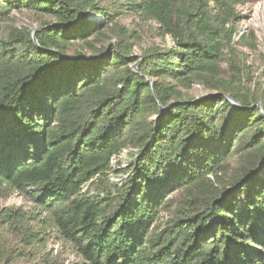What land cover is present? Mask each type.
<instances>
[{
	"label": "trees",
	"instance_id": "trees-1",
	"mask_svg": "<svg viewBox=\"0 0 264 264\" xmlns=\"http://www.w3.org/2000/svg\"><path fill=\"white\" fill-rule=\"evenodd\" d=\"M107 1L0 0V188L33 203L86 264H264V102L238 88L235 63L228 79L220 66L239 0H128L173 41L137 73L115 27L124 5ZM23 9L40 20L37 43L10 17ZM195 84L211 96L184 98ZM128 148L138 157L122 189L82 193ZM175 202L183 212L160 231Z\"/></svg>",
	"mask_w": 264,
	"mask_h": 264
},
{
	"label": "rangeland",
	"instance_id": "rangeland-1",
	"mask_svg": "<svg viewBox=\"0 0 264 264\" xmlns=\"http://www.w3.org/2000/svg\"><path fill=\"white\" fill-rule=\"evenodd\" d=\"M124 5L123 14L117 19V26L123 27L129 33V44H132L131 56L133 63L130 67L137 73L143 64L144 54H164L173 47V41L166 36H158V26L151 21L143 20L139 14L128 11V0H117ZM102 8L108 5L107 0H98ZM212 9L213 4H210ZM238 19L226 27H234L235 33L231 42L232 50H224L225 56L220 66L225 71V78L232 76L231 64L237 66L236 82L240 79L238 88L242 92L252 93L264 102V0H239L234 5ZM17 28L26 27L38 29L40 20L35 12L23 9L13 11L10 15ZM87 19L91 22H102L99 15L88 13ZM116 31L118 29L116 28ZM243 37L244 40H240ZM115 47V40L109 45ZM253 47V48H252ZM72 51H70L71 53ZM148 82L149 80L146 79ZM153 84V82H150ZM184 98H193L195 101L211 96V92L200 84H195L188 91L180 89ZM260 106V104H258ZM165 111V110H162ZM138 157L137 149L128 148L111 166V170L103 177H96L84 185L82 193L91 197L105 198L107 192L115 195L117 189L128 181L133 163ZM235 167V164H232ZM234 171L232 167L227 173ZM214 182V179L210 177ZM184 202L172 203L160 215L155 224L157 229H165L176 217L183 212ZM4 211L18 212L15 223L0 225V262L8 260V264H86L77 254L70 243L59 238L45 223V214H39L25 196L12 192L5 186L0 188V214ZM27 233H33L29 240Z\"/></svg>",
	"mask_w": 264,
	"mask_h": 264
},
{
	"label": "water",
	"instance_id": "water-1",
	"mask_svg": "<svg viewBox=\"0 0 264 264\" xmlns=\"http://www.w3.org/2000/svg\"><path fill=\"white\" fill-rule=\"evenodd\" d=\"M37 30H38V29H35V30L32 32L33 41H34L35 43H37V41L35 40L34 35H35V32H36ZM151 85H153V84H151ZM153 94L155 95L154 90H153ZM225 99H227L232 105H234V106H238V104H237L234 100H232L229 96L226 95V96H225ZM257 107L260 108L259 105H257ZM162 110H164V109H162Z\"/></svg>",
	"mask_w": 264,
	"mask_h": 264
},
{
	"label": "built area",
	"instance_id": "built-area-1",
	"mask_svg": "<svg viewBox=\"0 0 264 264\" xmlns=\"http://www.w3.org/2000/svg\"><path fill=\"white\" fill-rule=\"evenodd\" d=\"M124 151H125V150H123L119 155H117V156H113V157L111 158V166H112L114 160H115L116 158H118V157H119ZM91 181H92V180H91ZM83 187H84V186H83ZM82 191H83V188H82Z\"/></svg>",
	"mask_w": 264,
	"mask_h": 264
}]
</instances>
